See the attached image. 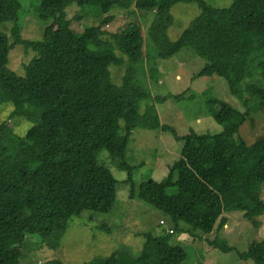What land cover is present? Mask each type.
<instances>
[{
  "label": "trees",
  "instance_id": "trees-1",
  "mask_svg": "<svg viewBox=\"0 0 264 264\" xmlns=\"http://www.w3.org/2000/svg\"><path fill=\"white\" fill-rule=\"evenodd\" d=\"M129 2L38 0L32 10L45 27L39 40L30 41L21 38L18 25L21 0H0V28L12 24V43L0 30V105L13 107L0 122V264H21L26 235L53 249L71 218L114 209L118 182L99 161L102 151L126 174L128 198L161 212L172 229L156 236L144 233L137 255L124 247L87 264H183L184 250L170 243L172 234H210L216 225L221 229L227 223L224 213L242 212L252 224L264 214V134L251 145L239 136L245 120L264 108V0H231L221 8L204 0H137V9L153 12L146 37L139 25L127 23L105 39L102 26L107 20L75 32L66 18L72 3L107 13ZM177 3H195L199 13L177 40L170 41V9ZM16 45L34 53L23 76L7 66L9 51ZM186 48L205 61L196 78H223L243 106L239 112L223 101L206 102L212 119L222 127L219 133L178 137L172 127L159 122L153 106L147 103L140 113L141 102L151 100L138 79L146 49L167 59ZM123 57L124 73L116 85L109 67L122 65ZM16 117L31 124L23 136L12 129ZM136 128L169 132L183 142L178 160L160 181L134 184V167L125 153ZM170 188L175 189L171 195ZM208 244L222 253L233 250L217 238ZM237 256L264 264V242L251 243Z\"/></svg>",
  "mask_w": 264,
  "mask_h": 264
},
{
  "label": "rangeland",
  "instance_id": "rangeland-1",
  "mask_svg": "<svg viewBox=\"0 0 264 264\" xmlns=\"http://www.w3.org/2000/svg\"><path fill=\"white\" fill-rule=\"evenodd\" d=\"M137 0H130L127 7L114 6L109 12L101 13L98 8L79 7L70 4L65 12L70 21V27L75 32H81L85 27L102 25L105 31L103 38L110 39V34L120 30L127 23L140 26L143 36L151 23L153 12L143 11L135 7ZM213 7H227L231 0H204ZM23 10L18 16L21 38L24 40H39L45 27L32 7L38 5V0H21ZM199 9L195 3H177L170 9L172 24L167 29L170 41L178 39L189 23L198 15ZM78 17V18H77ZM11 23H5L0 30L8 35ZM118 56L122 55L116 51ZM34 57L30 49L14 46L8 54V68L18 76H23L24 66ZM120 66L109 67L112 83L119 85L124 73L125 57ZM253 62L252 64H254ZM205 61L192 50L186 48L167 59H159L154 53L145 51L144 59L138 66V79L149 91L151 100L140 104V113L144 112L146 104L153 106L159 122L175 130L178 137L190 132L196 134H216L222 130L208 112L206 102L219 100L229 104L235 110L242 112L241 102L230 94L227 84L220 77H198L197 73ZM251 64V66H252ZM248 81V80H247ZM182 94L183 97L175 99ZM157 98H165L156 101ZM218 110V105H213ZM9 103L0 105V122L12 112ZM31 124L24 118L12 120L14 133L23 136ZM264 134V108L250 115L239 129V136L247 145L259 140ZM183 142L176 141L169 132L136 128L132 131L127 145L125 160L134 167L133 181L137 186L141 182L152 179L160 181L167 173L168 167L180 155ZM99 161L108 167L117 180L116 201L114 209L108 214H98L85 211L70 219L67 229L56 248L44 246L34 235H26L27 244L21 247V264H45L50 260H59L61 264H87L95 258H105L111 253L128 247L137 255L144 241L143 234L160 235L171 232L172 226L168 218L142 200H130L129 185L126 184V174L116 169L115 163L102 151ZM174 188L167 190L169 195ZM264 201V187L260 191ZM227 223L221 228L214 227L210 234L188 233L172 234L171 244L182 246L185 259L183 264H253L250 260H240L237 253L247 250L253 242H264V214L255 218V224L243 217L242 212L224 213ZM183 229L186 226L181 224ZM198 236V237H197ZM223 241L233 250L222 253L208 244L214 239Z\"/></svg>",
  "mask_w": 264,
  "mask_h": 264
}]
</instances>
